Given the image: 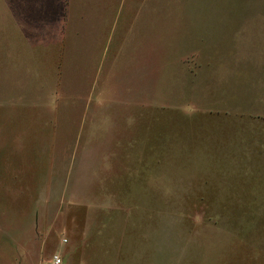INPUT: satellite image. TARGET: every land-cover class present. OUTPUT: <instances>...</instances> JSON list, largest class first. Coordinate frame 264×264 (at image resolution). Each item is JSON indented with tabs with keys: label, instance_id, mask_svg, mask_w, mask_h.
I'll use <instances>...</instances> for the list:
<instances>
[{
	"label": "rangeland",
	"instance_id": "obj_1",
	"mask_svg": "<svg viewBox=\"0 0 264 264\" xmlns=\"http://www.w3.org/2000/svg\"><path fill=\"white\" fill-rule=\"evenodd\" d=\"M69 3L0 15V264H264V0Z\"/></svg>",
	"mask_w": 264,
	"mask_h": 264
},
{
	"label": "crops",
	"instance_id": "obj_2",
	"mask_svg": "<svg viewBox=\"0 0 264 264\" xmlns=\"http://www.w3.org/2000/svg\"><path fill=\"white\" fill-rule=\"evenodd\" d=\"M69 1L0 0V15L7 16L8 21H11L10 27L17 25L27 39V44L44 46L42 50H38L39 55L45 54V58L51 55L54 60L60 46H63ZM101 4L104 5L102 1Z\"/></svg>",
	"mask_w": 264,
	"mask_h": 264
},
{
	"label": "built area",
	"instance_id": "obj_3",
	"mask_svg": "<svg viewBox=\"0 0 264 264\" xmlns=\"http://www.w3.org/2000/svg\"><path fill=\"white\" fill-rule=\"evenodd\" d=\"M60 257L58 254H53L52 257L49 260L44 261L42 264H59L60 263Z\"/></svg>",
	"mask_w": 264,
	"mask_h": 264
}]
</instances>
